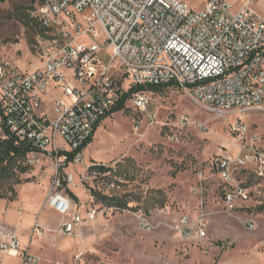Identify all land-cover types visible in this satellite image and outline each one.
<instances>
[{"label":"built area","instance_id":"1","mask_svg":"<svg viewBox=\"0 0 264 264\" xmlns=\"http://www.w3.org/2000/svg\"><path fill=\"white\" fill-rule=\"evenodd\" d=\"M258 1L206 0L193 11L180 0H44L28 10L38 65L21 71L0 44V137L6 129L28 150L25 167L51 166L47 206L63 218L59 234L74 235L98 216L92 207L81 213L63 193L72 181L65 170L81 161L95 126L136 87H173L224 120L236 118L227 128L231 141L208 167L227 214L251 201L249 180L264 186V135L249 122L264 116ZM149 102L139 91L124 106L144 113ZM175 229L207 238L202 215L194 222L181 216ZM42 234L34 224L32 235ZM0 253L39 264L15 234L0 240ZM76 261L83 264L81 254Z\"/></svg>","mask_w":264,"mask_h":264},{"label":"rangeland","instance_id":"2","mask_svg":"<svg viewBox=\"0 0 264 264\" xmlns=\"http://www.w3.org/2000/svg\"><path fill=\"white\" fill-rule=\"evenodd\" d=\"M42 1L0 3V44L21 71H32L38 65L34 50L37 30L27 14ZM189 1L192 10L205 4V0ZM147 96L150 102L146 112H138L127 103V112L103 119L83 149L81 161L65 170L72 177L66 186L79 196L78 203L70 199L71 203L81 213L89 207L96 209L98 216L93 222L74 235L59 234L63 218L47 206L53 191L52 169L50 165L37 166L18 175L29 183L16 185L13 179L0 182V240L15 234L20 243L25 241L21 245L38 258L39 264H78L80 254L83 264H264V186L251 179V201L227 214L218 182L208 172L212 157L231 141L227 128L236 118L224 120L173 87L160 93L147 92ZM249 122L264 135V116ZM126 160H132L133 166L129 167ZM93 162L112 169L123 164L117 174L125 170L126 177L88 176L87 164ZM85 188L130 203L127 209L108 207L97 203ZM157 190L165 194L163 208L150 199ZM10 198L25 203V207L16 205L13 227L5 229L3 213L10 206ZM32 201L33 206L38 203L39 212L33 214L26 229L25 223L19 222L25 215L30 217L33 206L26 204ZM140 215L149 226L142 225ZM201 215L206 239L185 237L175 229V221L181 216L194 222ZM250 222L253 229L247 227ZM36 223L43 234L35 239L31 228ZM41 244L53 253L35 248ZM5 259L6 264H21L17 258L0 255V263Z\"/></svg>","mask_w":264,"mask_h":264},{"label":"trees","instance_id":"3","mask_svg":"<svg viewBox=\"0 0 264 264\" xmlns=\"http://www.w3.org/2000/svg\"><path fill=\"white\" fill-rule=\"evenodd\" d=\"M7 0H0V3H5ZM43 2V1H42ZM27 19H28V14H27ZM29 21V19H28ZM168 87H136L132 88L129 90L128 94L125 95L123 98V102L118 104L110 113H116L119 111H124L127 112L128 110L124 106V102L130 97L131 94L139 91H146V92H151V93H160L164 91ZM99 124H97L94 128V131L97 129ZM4 130V135L3 137H0V182L6 180H14V184L16 185H21V184H26L29 183V181H21L18 177V175L25 174L28 171V167H25L23 165L25 156L28 152V150L19 145L16 144V141L12 135L9 134V132L6 129ZM92 139L89 140L85 146L83 147L84 149L91 143ZM74 154L69 155V160H72ZM125 163H128L127 165L129 167L133 166L132 160H126ZM123 164H117L115 169H112L110 167H106L102 164H96L93 162L91 166H88L86 169V172L88 176L92 175H108L109 177H115V176H124L127 173L125 170L122 171L120 174L118 173V169L122 167ZM127 166V167H128ZM120 171V170H119ZM126 177V176H125ZM258 183V182H255ZM248 184H251V180L248 181ZM64 189H65V194L68 196L69 199H72L75 203L78 202L77 198L70 192L64 184ZM88 189V188H85ZM90 196L94 198V200L97 203H101L103 205H106L108 207H115L119 209H127L128 204L130 201L124 200V198H118V197H112V196H104L96 191L89 190ZM153 196H151V200L155 202V205L158 206V208H163L165 206V194L157 190L153 192ZM8 201H14V198L8 199ZM146 215H149V210H146Z\"/></svg>","mask_w":264,"mask_h":264},{"label":"crops","instance_id":"4","mask_svg":"<svg viewBox=\"0 0 264 264\" xmlns=\"http://www.w3.org/2000/svg\"><path fill=\"white\" fill-rule=\"evenodd\" d=\"M181 2H183V3H185L189 8H190V6H191V4H190V1L189 0H180ZM205 3H206V0H205ZM205 5V4H204ZM203 7L204 6H199V7H193L195 10H193V11H200V10H202L203 9ZM191 9V8H190ZM192 10V9H191ZM253 10H254V12L255 13H257L258 15H260L263 19H264V0H259L254 6H253ZM88 147V146H87ZM86 150V149H85ZM84 150V151H85ZM83 154H84V152L82 153V156H83ZM89 165L87 164V167H88ZM87 167H86V169H87ZM68 188V190L70 191V192H72V194H74V196L77 198V200L79 199L78 197V195L75 193V191L72 189V188H70L69 186L67 187ZM63 193L65 194V189H64V191H63ZM66 195V194H65ZM67 196V195H66ZM10 203V206L9 207H7L8 208V210L7 211H4V220H2V221H4L3 223L5 224V222L7 221V223L5 224L6 226L4 227L5 229H12V221L14 220V215H13V210L15 211L16 209V205H18V206H20V205H24V207H25V203H22V202H19V204H18V202H14V201H9ZM28 204H26L27 205V207L30 205V206H33V201L32 202H27ZM78 203V202H77ZM79 203H81V201L79 202ZM18 206H17V208H18ZM76 207V206H75ZM30 208V207H29ZM31 209V215H30V217L29 216H27V215H25V217H23L22 218V221L21 222H19V224L20 223H22V222H24L25 223V228L27 229V224H29L30 223V221H31V219H33L34 218V215L33 214H37L38 212H39V210H38V203H36V205L35 206H33V208L31 207L30 208ZM77 209V208H76ZM78 210V209H77ZM85 210V209H84ZM83 210V211H84ZM2 211H3V209H2ZM26 211H28V210H26ZM50 211H52V210H50ZM78 211H80V210H78ZM53 212V211H52ZM41 213H42V211L40 212V214H39V216H38V219L40 218V215H41ZM27 218L29 219V220H27ZM15 222H17V219L15 220ZM39 222H40V219H39ZM42 225V224H41ZM43 227H47V226H45V225H43ZM32 229V228H31ZM26 232H27V230H26ZM32 234V233H31ZM33 236V238H37L38 236H36V235H32ZM18 238V237H17ZM19 239V238H18ZM24 240H26V235H25V239ZM19 241H20V239H19ZM21 243H25V241L24 242H22L21 241ZM35 248L37 249V250H40V251H51L49 248H46L45 247V245L44 244H41L39 247L38 246H35ZM53 252L51 251V254H52ZM0 255H2L1 253H0ZM2 256H4V255H2ZM4 257H9V256H4ZM18 259V258H17ZM6 260L7 259H5L4 260V262L3 263H0V264H6Z\"/></svg>","mask_w":264,"mask_h":264}]
</instances>
